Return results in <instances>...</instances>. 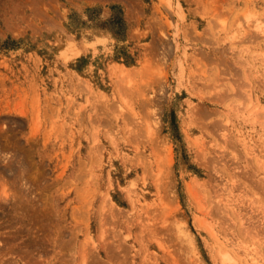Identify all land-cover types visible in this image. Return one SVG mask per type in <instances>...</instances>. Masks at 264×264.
I'll use <instances>...</instances> for the list:
<instances>
[{
  "label": "rangeland",
  "instance_id": "1",
  "mask_svg": "<svg viewBox=\"0 0 264 264\" xmlns=\"http://www.w3.org/2000/svg\"><path fill=\"white\" fill-rule=\"evenodd\" d=\"M0 264H264V0H0Z\"/></svg>",
  "mask_w": 264,
  "mask_h": 264
},
{
  "label": "bare ground",
  "instance_id": "2",
  "mask_svg": "<svg viewBox=\"0 0 264 264\" xmlns=\"http://www.w3.org/2000/svg\"><path fill=\"white\" fill-rule=\"evenodd\" d=\"M128 69H129V68H128ZM133 70H134V69H133ZM135 72H136V71H135ZM133 73H134V72H133ZM117 86H118V84H117ZM206 167H207V166H206ZM207 174H208V172H207ZM126 189H127V187H126ZM182 229H183V228H182ZM184 231H185V230H183V232H184ZM185 233H186V232H185ZM185 233H184V234H185ZM182 235H183V234H182ZM187 235L189 236L190 234H188V232H187ZM187 235H186V236H187ZM183 237H184V235H183ZM187 238L189 239V237H187ZM190 239H191V238H190ZM184 240H185V237H184ZM185 242H186V241H185ZM188 242L190 243V241H188ZM191 242H192V241H191ZM189 243H186V244L189 245ZM193 243H194V242H193ZM191 245H192V244H191ZM189 246H190V245H189ZM189 246H188V247H189ZM194 246H195V245H193V247H194ZM189 248H190V247H189ZM194 250H195V249H194ZM222 253H223V252H222ZM220 254H221V253H220ZM222 256H223V255H222ZM221 258H222V257H221Z\"/></svg>",
  "mask_w": 264,
  "mask_h": 264
}]
</instances>
